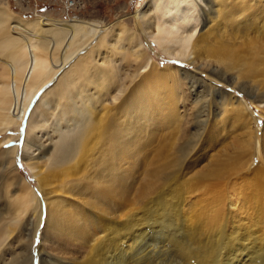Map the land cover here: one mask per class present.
<instances>
[{
  "label": "bare ground",
  "instance_id": "obj_1",
  "mask_svg": "<svg viewBox=\"0 0 264 264\" xmlns=\"http://www.w3.org/2000/svg\"><path fill=\"white\" fill-rule=\"evenodd\" d=\"M133 18L128 47L109 44L132 62L121 78L98 57L112 26L0 10V27L29 34L5 43L19 51L4 63L0 133L19 139L27 123L37 186H20L1 239L32 210L33 236L59 244L40 264H264V125L249 106L264 116V0H146Z\"/></svg>",
  "mask_w": 264,
  "mask_h": 264
},
{
  "label": "rangeland",
  "instance_id": "obj_2",
  "mask_svg": "<svg viewBox=\"0 0 264 264\" xmlns=\"http://www.w3.org/2000/svg\"><path fill=\"white\" fill-rule=\"evenodd\" d=\"M144 1L146 0H82L80 7L72 11L69 18H66L63 15L61 0H0V10H3V12H6L10 16L11 23L18 21L26 23L40 19L39 17L35 18L33 16V8L37 7V12L42 15V18H48L61 22H70V20H80L82 22L85 21L97 26L93 29L98 28L97 30H102L103 33L104 29H106L108 26H112L114 32H112V30L108 35L106 39L108 40V44L105 45V47H101L99 49L100 51L98 50V57L103 58V56H106L109 61L115 62L116 69L118 70V73L120 72V77L123 78L130 73L129 70L133 66L132 62L130 59L127 60L128 62H126V54H119V52L113 51L112 48L110 49L111 46L109 44L113 42L114 38H116L114 36L112 37V34H119L117 35L121 39V42L118 45L119 50L122 51L121 49H126L128 47L129 42L125 38L127 32L123 33L121 31L130 29L128 33H131V29L134 27V14L137 10H140L141 5L144 4ZM8 26L9 25L5 23V25L0 27V85L8 83L11 84V81L8 77V70L6 69L4 63H6L10 55H13L19 51V49L7 50L5 48V43L9 40H26L29 38V34H13ZM78 37L77 40L80 39V36ZM109 40L112 41L109 42ZM81 43H79V45ZM84 43L86 44L87 42L83 41L81 46L85 45ZM24 44L25 43H23L22 46ZM151 45H153L152 42ZM42 48L43 46L41 49H39L38 54L40 56L44 55L46 58L51 60L53 57L51 54H49L50 52H43ZM76 48L77 46L72 47L71 51L76 50ZM155 48L158 54L152 53V58L158 64V66L162 68L168 63V58H166L165 54L159 51L157 47ZM60 51L62 52L61 49L56 51V58L60 57ZM81 52L82 51H78L76 54L79 55ZM77 55H74L70 62L75 61L77 59ZM174 64L191 70V67L189 66H185L183 64L180 65V63L176 62L172 63V65ZM199 78L204 79V74L200 75ZM55 81L56 79L48 84L49 88L47 87V91L51 89L53 85H55ZM184 82L185 85H189L190 83L187 80H184ZM188 98L189 95H187V99ZM37 101L38 99L35 98L32 101V104L34 103L35 105ZM34 105H32V107ZM249 106L252 108L254 116L260 117L258 122L259 126L262 128L264 125V116L262 115L260 109L256 108V105L250 104ZM32 107H30L26 113V121L28 119L29 113L32 111ZM26 128L27 123L24 124L19 139H15L16 135L15 131L13 130L0 133V142L6 137H10V141L8 143H1L0 145V229H3L10 223H13V221H11V212L13 211L14 201L13 199L20 193V186H24V184L28 182L32 187H37L35 181L32 179L28 167L23 160L24 158L22 157L21 149L24 145V134H26ZM16 144L19 145L20 148L19 156L14 161V164L9 166V160L7 158L8 156H5V152ZM253 163L256 165L259 163V161L255 160ZM19 221L18 222L20 224H18V226H15L16 223L14 224V234L12 233L10 238L6 237V239H1L0 237V264H17V262H19L21 259H25L27 261L26 263L28 264H40V261L44 257L45 253H49L55 249H58L56 246H59V244L56 242L52 244L50 242L52 240L49 239L47 235H44L41 228V230H38L33 236L32 229H34L33 227L35 224L33 223L36 222V217L34 216L32 210H29V212ZM29 222L31 225L27 226ZM43 238V243H41ZM39 245H42L41 249L43 250L41 257L37 256V248Z\"/></svg>",
  "mask_w": 264,
  "mask_h": 264
},
{
  "label": "built area",
  "instance_id": "obj_3",
  "mask_svg": "<svg viewBox=\"0 0 264 264\" xmlns=\"http://www.w3.org/2000/svg\"><path fill=\"white\" fill-rule=\"evenodd\" d=\"M80 3H82V0H61V4H62V9H63V15L66 18L70 17V14L72 11L78 9L80 7ZM33 16L35 18H42V15L37 12V7L33 8Z\"/></svg>",
  "mask_w": 264,
  "mask_h": 264
}]
</instances>
